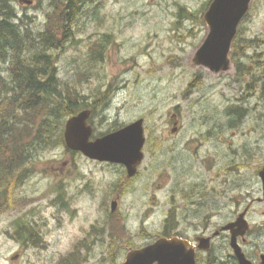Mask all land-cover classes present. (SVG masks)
Returning <instances> with one entry per match:
<instances>
[{
  "label": "rangeland",
  "instance_id": "rangeland-1",
  "mask_svg": "<svg viewBox=\"0 0 264 264\" xmlns=\"http://www.w3.org/2000/svg\"><path fill=\"white\" fill-rule=\"evenodd\" d=\"M21 1L11 5L38 40L54 0ZM212 2L87 0L66 49L56 53L60 78L89 97L93 139L144 119L145 160L129 179L125 167L91 161L66 146L35 154L0 195V264H62L78 251L79 264H122L131 247L164 232L193 242L204 233L213 237L234 216L221 184L226 167L255 156L264 161V0H253L240 26L244 38L261 45L245 49L221 74L193 63L209 33L204 15ZM181 7L197 18H181ZM99 43L106 48L96 64ZM236 61L251 66L257 81L249 75L238 83ZM7 67L0 73L9 81ZM253 178L250 169L241 181ZM198 191L204 204L191 208L186 198ZM249 217L255 257L264 250V205ZM23 225L41 236L39 244L32 245L30 231L24 241L14 238ZM229 243L226 233L213 240L212 252L224 264L234 257Z\"/></svg>",
  "mask_w": 264,
  "mask_h": 264
},
{
  "label": "trees",
  "instance_id": "trees-1",
  "mask_svg": "<svg viewBox=\"0 0 264 264\" xmlns=\"http://www.w3.org/2000/svg\"><path fill=\"white\" fill-rule=\"evenodd\" d=\"M10 2L12 0H0V69L1 65L7 64L9 78L8 81L0 73V195L11 185L18 169L30 162L35 154L65 146L66 121L90 107L85 102L89 97L71 90L72 87L60 78L55 57L56 53L66 49L65 44L71 37L73 24L83 12L87 0H54V8L47 15L45 30L40 33L38 40L20 24L22 20ZM184 16L197 18L181 7V18ZM242 35L241 27L232 46V61L242 55L245 49L262 43L259 39L244 38ZM97 48L100 49V55L93 61L100 64L106 45L99 43ZM235 64L238 83L245 82L249 75L257 81L251 66L238 61ZM198 78L195 77L194 83ZM247 91L250 95L254 91L250 84ZM111 225L119 232L122 231L116 218L111 219ZM27 228L24 225L19 228V240L24 241L27 238L25 233L30 231L32 245L37 242L39 244L41 236H33L34 228ZM170 235L169 232L163 234L167 237ZM111 236L114 235L111 233ZM81 255L79 251L74 252L61 263L79 264L82 261ZM204 258L200 255L198 264H224L212 251L208 253L207 259Z\"/></svg>",
  "mask_w": 264,
  "mask_h": 264
},
{
  "label": "water",
  "instance_id": "water-1",
  "mask_svg": "<svg viewBox=\"0 0 264 264\" xmlns=\"http://www.w3.org/2000/svg\"><path fill=\"white\" fill-rule=\"evenodd\" d=\"M252 1L213 0L204 15L209 33L195 53L193 58L195 66L208 69L214 74L227 73L231 70L232 46L242 21L250 11ZM21 4L32 5L33 2L22 0ZM91 115V110H84L66 122L64 132L66 147L72 152L81 153L89 160L124 166L129 179L136 176L145 159L144 119L92 140L94 129L89 125ZM176 130L175 128L173 133ZM117 205V201L112 202V213L116 212ZM249 228L244 215H241L237 222L221 228L222 232L230 233V245L239 264H252L238 244V238L245 237ZM219 234L220 232H217L215 235ZM198 242L199 250L204 252L211 250V238H201ZM197 248L191 246L189 241L178 237L170 239L162 237L142 249H131L123 264H197Z\"/></svg>",
  "mask_w": 264,
  "mask_h": 264
},
{
  "label": "flooded vegetation",
  "instance_id": "flooded-vegetation-1",
  "mask_svg": "<svg viewBox=\"0 0 264 264\" xmlns=\"http://www.w3.org/2000/svg\"><path fill=\"white\" fill-rule=\"evenodd\" d=\"M175 118L177 116L175 115ZM252 162L254 164H252ZM259 163V164H256ZM229 167H226L224 171V176L221 184L224 186L225 189V202L227 205L231 206L233 205L234 211L236 213L233 217H229L226 219V225L235 223L238 221V218L241 215H244V218L248 220L250 230L246 237L244 238H238V244L242 248L243 253L246 255L247 259L251 261L252 264H264V258L262 256L264 255V250H261L257 252V255L255 257H252L250 254L254 251L255 245L250 242V231H251V218L249 217L253 210H255L256 207H260L264 205V180H263V174H264V161L262 156H255L254 161L253 160H246L245 162H242L241 164L237 162L236 164H228ZM253 171V179L249 180L248 182H242L241 178L245 174L246 171L249 170ZM244 180V179H243ZM235 193V196H229L230 193ZM228 196V199H227ZM188 197V196H187ZM190 197V195H189ZM201 197V198H199ZM192 198V199H191ZM190 198L191 201H189V198H186V202L188 205L193 207H199L201 203L204 204L205 196L204 195H195ZM199 198V199H197ZM199 203V204H198ZM232 204V205H231ZM228 232H222L219 236H216L215 234L213 237H211L208 233H204L201 236H197L195 240L191 243L192 245L198 246L197 241L201 238H211V245L213 244L214 238L220 237L222 234ZM230 236V234H229ZM230 246V243H229ZM231 248V246H230ZM232 250V248H231ZM197 254L200 253V251L197 249ZM233 258L235 261V264H239L234 252Z\"/></svg>",
  "mask_w": 264,
  "mask_h": 264
},
{
  "label": "bare ground",
  "instance_id": "bare-ground-1",
  "mask_svg": "<svg viewBox=\"0 0 264 264\" xmlns=\"http://www.w3.org/2000/svg\"><path fill=\"white\" fill-rule=\"evenodd\" d=\"M11 3V2H10ZM18 17V16H17ZM23 22V21H22ZM6 29V28H5ZM26 29V28H25ZM33 32V31H32ZM11 60V59H10Z\"/></svg>",
  "mask_w": 264,
  "mask_h": 264
}]
</instances>
